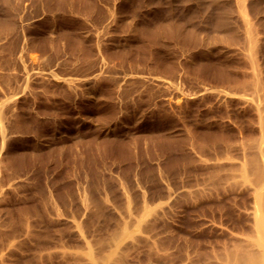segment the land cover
Segmentation results:
<instances>
[{
  "label": "rangeland",
  "instance_id": "374dc122",
  "mask_svg": "<svg viewBox=\"0 0 264 264\" xmlns=\"http://www.w3.org/2000/svg\"><path fill=\"white\" fill-rule=\"evenodd\" d=\"M110 254L264 255V0H0V264Z\"/></svg>",
  "mask_w": 264,
  "mask_h": 264
},
{
  "label": "bare ground",
  "instance_id": "6f19581e",
  "mask_svg": "<svg viewBox=\"0 0 264 264\" xmlns=\"http://www.w3.org/2000/svg\"><path fill=\"white\" fill-rule=\"evenodd\" d=\"M125 233L127 234L126 230H124V232L118 233V235L116 237H114L115 241H119L121 240V238L125 235ZM113 254L108 255L104 261L102 263L99 264H109L110 258L112 257ZM256 264H264V255L258 258V261L256 262Z\"/></svg>",
  "mask_w": 264,
  "mask_h": 264
}]
</instances>
